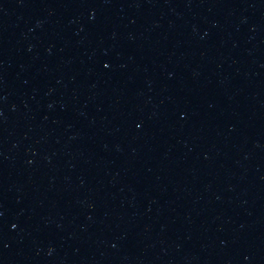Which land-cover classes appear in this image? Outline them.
I'll return each instance as SVG.
<instances>
[{
	"label": "water",
	"instance_id": "obj_1",
	"mask_svg": "<svg viewBox=\"0 0 264 264\" xmlns=\"http://www.w3.org/2000/svg\"><path fill=\"white\" fill-rule=\"evenodd\" d=\"M0 264H264V0H0Z\"/></svg>",
	"mask_w": 264,
	"mask_h": 264
}]
</instances>
